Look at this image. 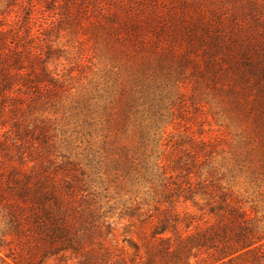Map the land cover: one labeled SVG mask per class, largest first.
<instances>
[{
  "label": "rangeland",
  "instance_id": "1",
  "mask_svg": "<svg viewBox=\"0 0 264 264\" xmlns=\"http://www.w3.org/2000/svg\"><path fill=\"white\" fill-rule=\"evenodd\" d=\"M0 57L57 79L21 113L46 122L34 157L125 255L150 234L129 211L154 210L157 184H222L264 232V0H0Z\"/></svg>",
  "mask_w": 264,
  "mask_h": 264
},
{
  "label": "trees",
  "instance_id": "2",
  "mask_svg": "<svg viewBox=\"0 0 264 264\" xmlns=\"http://www.w3.org/2000/svg\"><path fill=\"white\" fill-rule=\"evenodd\" d=\"M21 64L19 57H0V130L10 127L20 141L0 139L3 263L193 264L202 253L207 254L204 264H264V232L222 184H157L154 210L129 211L150 227V234L132 242V255H125L108 240L112 228L107 215L84 205L73 184H58L47 163L34 157L39 151L34 140L47 152L46 122L21 113L34 114L43 87L58 81L46 64L39 69L31 64L26 72ZM14 146L28 153L20 165L13 162Z\"/></svg>",
  "mask_w": 264,
  "mask_h": 264
}]
</instances>
